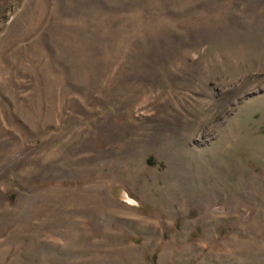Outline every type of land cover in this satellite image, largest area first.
<instances>
[{
  "label": "rangeland",
  "instance_id": "374dc122",
  "mask_svg": "<svg viewBox=\"0 0 264 264\" xmlns=\"http://www.w3.org/2000/svg\"><path fill=\"white\" fill-rule=\"evenodd\" d=\"M0 264H264V0H0Z\"/></svg>",
  "mask_w": 264,
  "mask_h": 264
}]
</instances>
